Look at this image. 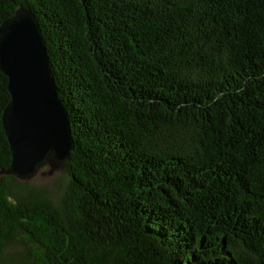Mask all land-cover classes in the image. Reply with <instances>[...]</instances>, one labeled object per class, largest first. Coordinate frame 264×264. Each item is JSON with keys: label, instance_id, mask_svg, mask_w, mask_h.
<instances>
[{"label": "trees", "instance_id": "trees-1", "mask_svg": "<svg viewBox=\"0 0 264 264\" xmlns=\"http://www.w3.org/2000/svg\"><path fill=\"white\" fill-rule=\"evenodd\" d=\"M20 7L74 146L57 203L17 189L0 72V264H264V0Z\"/></svg>", "mask_w": 264, "mask_h": 264}, {"label": "water", "instance_id": "water-1", "mask_svg": "<svg viewBox=\"0 0 264 264\" xmlns=\"http://www.w3.org/2000/svg\"><path fill=\"white\" fill-rule=\"evenodd\" d=\"M0 72L10 97L1 117L11 156L3 174L26 181L46 161H67L74 145L41 30L25 7L0 26Z\"/></svg>", "mask_w": 264, "mask_h": 264}, {"label": "rangeland", "instance_id": "rangeland-1", "mask_svg": "<svg viewBox=\"0 0 264 264\" xmlns=\"http://www.w3.org/2000/svg\"><path fill=\"white\" fill-rule=\"evenodd\" d=\"M65 163L66 161L50 165L46 161L29 180L18 181L16 179L17 189L41 192L51 202L57 203L68 182Z\"/></svg>", "mask_w": 264, "mask_h": 264}]
</instances>
